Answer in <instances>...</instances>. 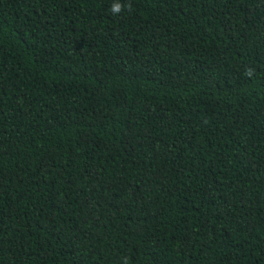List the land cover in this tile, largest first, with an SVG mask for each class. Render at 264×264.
I'll return each mask as SVG.
<instances>
[{
    "label": "trees",
    "instance_id": "1",
    "mask_svg": "<svg viewBox=\"0 0 264 264\" xmlns=\"http://www.w3.org/2000/svg\"><path fill=\"white\" fill-rule=\"evenodd\" d=\"M0 264H264V0H0Z\"/></svg>",
    "mask_w": 264,
    "mask_h": 264
},
{
    "label": "clouds",
    "instance_id": "2",
    "mask_svg": "<svg viewBox=\"0 0 264 264\" xmlns=\"http://www.w3.org/2000/svg\"><path fill=\"white\" fill-rule=\"evenodd\" d=\"M121 10V6L119 4H117L115 7H114V12H119ZM249 75H251V71H249L248 73Z\"/></svg>",
    "mask_w": 264,
    "mask_h": 264
}]
</instances>
